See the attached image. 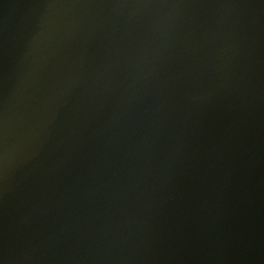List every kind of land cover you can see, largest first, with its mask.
Returning <instances> with one entry per match:
<instances>
[{"label": "water", "instance_id": "water-1", "mask_svg": "<svg viewBox=\"0 0 264 264\" xmlns=\"http://www.w3.org/2000/svg\"><path fill=\"white\" fill-rule=\"evenodd\" d=\"M0 264H264V0H0Z\"/></svg>", "mask_w": 264, "mask_h": 264}]
</instances>
